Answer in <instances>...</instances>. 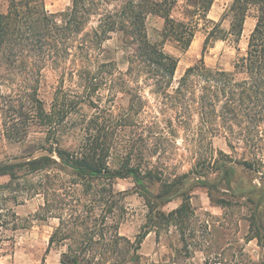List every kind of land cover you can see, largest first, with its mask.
Returning <instances> with one entry per match:
<instances>
[{
  "label": "trees",
  "instance_id": "16d2710c",
  "mask_svg": "<svg viewBox=\"0 0 264 264\" xmlns=\"http://www.w3.org/2000/svg\"><path fill=\"white\" fill-rule=\"evenodd\" d=\"M3 1L6 10L0 13V81L8 84L13 97L27 95L37 103V119L46 128L45 141L50 145L37 157L0 162V178H8L0 183V229L17 228V218L3 207L2 197L12 194L17 199V194L24 193L28 199L40 196L42 200L32 220H56L41 264L52 250L58 251L59 264H140L139 250L147 235L154 233L157 238L169 227L175 228L181 251L188 257L191 247L197 245L187 242L196 231L190 223L194 216L190 193H180L185 175L166 182L150 171L141 173L137 167L110 171L105 163L107 151L100 143L103 138L100 142L94 139L78 152L51 143L49 137L58 133L66 117L85 98L80 93L66 98L61 95L63 88H58L50 112H46L42 103L34 100L36 88L28 78L39 77L46 69L56 73L61 82L74 77L96 81L117 74L124 86L121 92L130 97L137 113L144 105V88H149L160 113L175 111L173 120H165L168 126L173 122L191 123L193 114L205 131L231 128L243 117L258 126L264 122V0H230L217 22L208 17L214 0H70V6L58 16L46 11L44 0ZM175 11L179 13L177 18L173 17ZM148 17L161 19V28L149 32ZM249 17L255 23L244 54L233 62V71L207 68L203 58L208 49L218 41L236 47ZM225 18H229L227 30L221 27ZM197 33L204 36L200 58L172 87L178 59L164 46L170 43L186 52ZM112 34L117 35L127 54L124 72L114 73L109 63L97 64L102 46ZM238 76L241 79L237 80ZM139 81L143 86L137 85L135 90L129 87L128 82ZM124 178L133 180L149 209L145 224L133 239L120 232L126 216L122 204L126 192L112 188V180ZM145 180L159 183L156 195L144 188ZM176 199L180 200L176 208L167 212L162 209ZM155 202L158 206L154 211ZM250 240L264 248L263 228L257 226ZM224 251L215 254L214 261L205 258L203 264H226Z\"/></svg>",
  "mask_w": 264,
  "mask_h": 264
},
{
  "label": "rangeland",
  "instance_id": "374dc122",
  "mask_svg": "<svg viewBox=\"0 0 264 264\" xmlns=\"http://www.w3.org/2000/svg\"><path fill=\"white\" fill-rule=\"evenodd\" d=\"M229 1L214 0L208 17L215 22L221 20ZM44 5L49 14L58 16L70 6V0H44ZM5 10L6 3L0 0V13ZM178 16L175 11L173 17ZM254 23L252 17L246 19L236 47L228 42H215L204 55L205 66L232 72L236 57L245 52ZM94 25L95 22L90 27ZM161 26V19L148 17L149 32ZM221 27L228 29L229 18L222 20ZM203 39V34L197 33L186 52L178 51L170 43L164 46L167 53L178 59L172 87L176 86L184 70L200 58ZM102 48L97 64L109 63L114 73L124 72L127 54L117 35H110ZM28 79H32L36 88L34 100L40 101L46 112H50L58 88H63L61 95L66 98L80 93L86 99L66 117L58 133L49 137L51 143L78 152L82 147H89L94 139L98 138L100 142L103 138L100 143H103L104 152L107 151L105 163L110 171H118L123 166L137 167L141 173L150 171L166 182L185 175L180 181V193H190L194 213L190 223L196 231L187 242L197 246L191 247L193 251L185 256L175 228L169 227L160 231L157 238L154 233L147 235L139 250L140 264L160 261L202 264L205 258L214 261L215 254L222 250H225L222 258L226 264H264V248L259 247L256 240L247 241L257 226L264 230V122L255 126L243 117L242 122H235L231 128L205 131L197 115L193 114L191 123L173 122L168 126L165 120H173L175 111L168 109L160 113L149 88H144V105L137 113L136 107L130 104V97L121 92L124 86L117 74L96 81H79L74 77L71 81L61 82L56 73L46 69L39 77ZM239 79L241 76L237 77ZM128 83L133 90L137 85L143 86L141 81ZM7 86L0 81V162L37 157L43 153L42 148L47 149L50 145L45 141L48 137L46 128L40 126L37 119V103L31 102L27 95L13 97ZM136 103L137 99H134L133 105ZM226 179L230 180L228 185ZM7 181V177L0 178L2 184ZM196 183L205 187H194ZM143 185L153 195L160 190L157 181L145 180ZM112 188L116 192H126L122 203L126 216L120 232L133 239L146 222L147 201L130 178L112 180ZM17 196V199L12 194L2 197L3 207L17 218V228L0 229V264H41L56 220H32L42 203L41 197L28 199L24 193ZM179 202L176 199L162 209L170 211ZM153 206L155 211L158 203ZM58 259V251L52 250L44 264H59Z\"/></svg>",
  "mask_w": 264,
  "mask_h": 264
},
{
  "label": "crops",
  "instance_id": "0c3cea01",
  "mask_svg": "<svg viewBox=\"0 0 264 264\" xmlns=\"http://www.w3.org/2000/svg\"><path fill=\"white\" fill-rule=\"evenodd\" d=\"M203 264V263H202Z\"/></svg>",
  "mask_w": 264,
  "mask_h": 264
}]
</instances>
